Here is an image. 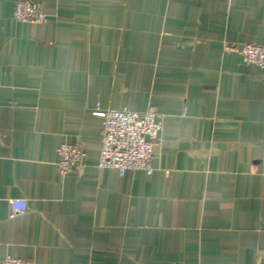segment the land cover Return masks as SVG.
Returning <instances> with one entry per match:
<instances>
[{
	"label": "crops",
	"instance_id": "0c3cea01",
	"mask_svg": "<svg viewBox=\"0 0 264 264\" xmlns=\"http://www.w3.org/2000/svg\"><path fill=\"white\" fill-rule=\"evenodd\" d=\"M0 0V264H264V0ZM154 108L152 174L101 168L106 110ZM85 161L58 168L62 143ZM26 210L12 213L10 200Z\"/></svg>",
	"mask_w": 264,
	"mask_h": 264
},
{
	"label": "built area",
	"instance_id": "2783aa9c",
	"mask_svg": "<svg viewBox=\"0 0 264 264\" xmlns=\"http://www.w3.org/2000/svg\"><path fill=\"white\" fill-rule=\"evenodd\" d=\"M14 18L19 22L43 23L48 15L33 0H17ZM226 51L238 52L245 63H251L262 69L264 83V45L246 43L240 46L225 45ZM161 114L154 108L146 110L114 109L106 110L103 115V129L99 166L113 168L120 174L128 170H144L152 174L154 147L161 140L164 126ZM85 149L78 143L64 142L59 147L58 168L61 174H67L86 159ZM12 213L22 212L27 208L24 199L10 200ZM1 264H35L33 260L6 257Z\"/></svg>",
	"mask_w": 264,
	"mask_h": 264
}]
</instances>
